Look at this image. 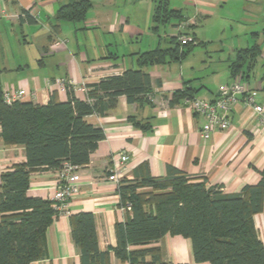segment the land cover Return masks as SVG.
I'll return each instance as SVG.
<instances>
[{"label":"crops","instance_id":"1","mask_svg":"<svg viewBox=\"0 0 264 264\" xmlns=\"http://www.w3.org/2000/svg\"><path fill=\"white\" fill-rule=\"evenodd\" d=\"M89 1L91 8L85 21L76 25L55 20L58 8L69 0H0V29L18 27L24 37L29 32L27 26L40 24L47 30L46 44L40 48L37 64H32L34 70L25 59H13L12 65H0L2 90H25L28 95L22 102L45 105L51 93H56L58 101L65 102L66 92L47 85V81L65 78L85 87L126 70H136L137 55L169 47L162 45L177 37L181 25L202 46L203 42L195 33L199 27L221 28L222 21L227 20L245 25L256 23L263 29L264 0ZM159 1H166L170 10L178 11L183 22L173 19L160 25L156 32L152 31L153 13ZM236 3L239 7L231 8ZM224 7L231 9L232 13L227 11L229 16H222ZM61 28L73 30L75 41L65 39L64 48L51 50L53 42L64 40L59 38ZM77 31L87 33L90 41L89 48L87 44L83 51L77 41ZM239 49L230 50L228 61L233 60ZM174 64L143 69L150 76L151 91L138 102L129 104L120 96L114 107L101 115L86 117L89 124L102 129L104 138L98 142L89 162L78 169L79 193L70 201L69 211L70 216L81 212L92 214L98 248L101 253H108L104 264H129L115 256L114 248L117 246L116 224L126 223L131 214L121 210L117 186L107 180L113 166L120 162L119 153L129 157L121 179L139 178L146 170L154 178H164L168 167H172L192 180L221 187L225 194H237L243 187L255 185L264 173V117L256 115L240 101L231 113L230 128L204 140L200 135L203 118L191 112L185 99L172 102L174 93L185 88L192 91L193 98L215 100L222 88L235 81L229 70L230 63L227 73L213 70L185 73L181 66L178 70ZM246 85L256 104L264 106V78L254 87ZM33 93L35 96H30ZM74 96L79 100L87 98L83 90L76 91ZM23 163V147L6 146L0 136V176L12 166ZM56 172L33 173L27 196L53 202ZM253 222L264 245V196L262 211L254 216ZM146 248L159 249L162 262L167 264H208L194 262L191 242L181 236L167 234ZM150 259L147 257L146 261ZM96 263L102 264L98 259ZM30 264H81L80 251L71 239L69 216L53 217L44 234V257Z\"/></svg>","mask_w":264,"mask_h":264},{"label":"trees","instance_id":"2","mask_svg":"<svg viewBox=\"0 0 264 264\" xmlns=\"http://www.w3.org/2000/svg\"><path fill=\"white\" fill-rule=\"evenodd\" d=\"M90 8L89 0H69L58 8L55 20L81 24ZM173 19L183 22L178 11L159 1L151 30L156 32ZM192 40L198 45L194 37ZM196 45H181L176 37L170 39L167 48L140 53L136 70L86 85V100L75 98L69 90L65 102L51 93L45 105L22 101L7 104L0 87L1 139L6 146L23 147L25 156V163L0 176V264H30L44 257V234L57 213L53 202L27 196L30 176L59 171L64 163L77 167L87 164L104 133L86 117L114 107L120 96L129 104L138 102L151 91L150 76L144 68L183 61ZM259 55L256 44L237 50L229 65L231 77L242 81L249 78ZM191 98L192 91L185 88L174 93L172 102ZM117 192L120 207L129 204L131 209L127 222L115 227L114 253L121 261L167 264L162 262L159 249L146 246L168 234L191 242L195 263L264 264V245L253 222L263 207L264 173L255 185L245 186L237 194H225L219 186H207L205 181L192 180L168 167L164 178H154L146 170L139 178L122 179ZM69 217L71 239L80 251L81 264H97V259L104 264L108 253L98 248L92 214L81 212ZM133 246L141 248L130 251Z\"/></svg>","mask_w":264,"mask_h":264},{"label":"rangeland","instance_id":"3","mask_svg":"<svg viewBox=\"0 0 264 264\" xmlns=\"http://www.w3.org/2000/svg\"><path fill=\"white\" fill-rule=\"evenodd\" d=\"M236 7H239L237 3L231 8ZM227 11L232 13L229 7H224L222 10V12H224L222 13L223 17L230 15ZM233 11L235 15L237 10L235 9ZM222 22L224 23L221 28L208 26L199 27L195 30L197 38L202 41L204 45L198 44L194 46L181 64L175 63L174 67L180 70L179 67L181 66L180 68L185 73H211L212 70L217 71V73H227V66L231 62V60L228 61L230 50L232 48H249L253 44H256L259 46L260 55L250 72L249 81H244L249 87H254L256 82L264 78V35L262 34V27L256 23L245 25V23H231L227 20ZM27 28L29 32L25 34L26 37L20 33L18 27L15 29H0V65L7 63L12 65L13 59H25L28 64L31 63L32 70V64H37L36 60L39 59L40 48L46 44L47 30L42 28L40 24L27 26ZM167 29H169V27H167ZM77 32V41L81 44V51L87 48V44L89 48L90 41L87 33L83 31ZM59 34V38L70 40V42L75 41L73 30L61 28ZM256 34L258 35L256 36ZM168 45L169 44L166 43L162 46L167 47ZM49 58L51 57L49 56ZM49 58L46 57L45 59Z\"/></svg>","mask_w":264,"mask_h":264},{"label":"built area","instance_id":"4","mask_svg":"<svg viewBox=\"0 0 264 264\" xmlns=\"http://www.w3.org/2000/svg\"><path fill=\"white\" fill-rule=\"evenodd\" d=\"M181 32L177 35V40L181 45L193 44L192 36L187 34L186 27L180 26ZM65 40H56L52 43L51 49L58 50L66 46ZM47 85L54 86L58 91H86L83 85H78L73 81L65 78H58L53 81H47ZM28 94L25 90L3 89V100L7 104L15 101H21ZM34 97V93L30 94ZM242 102L245 106L250 107L256 115L264 117V106L257 105L255 97L248 90L247 85L240 78H237L231 85L225 86L219 91L217 98L213 101L191 98L186 99L185 103L188 108L196 115L203 118L204 124L200 128V135L204 140H208L213 133L226 131L231 126V113L234 107ZM119 164L114 165L107 180L115 183L117 189L121 183V173L125 171V166L129 157L125 153H119ZM79 167L64 163L57 171V187L53 197V207L57 216H70L69 203L79 193L80 176ZM121 210L130 212V205L121 207Z\"/></svg>","mask_w":264,"mask_h":264}]
</instances>
